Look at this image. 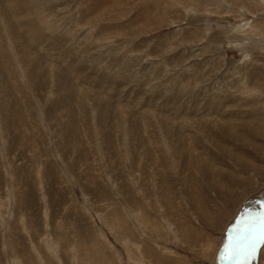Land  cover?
<instances>
[{
  "label": "rangeland",
  "instance_id": "1",
  "mask_svg": "<svg viewBox=\"0 0 264 264\" xmlns=\"http://www.w3.org/2000/svg\"><path fill=\"white\" fill-rule=\"evenodd\" d=\"M262 213L264 0H0V264H223Z\"/></svg>",
  "mask_w": 264,
  "mask_h": 264
},
{
  "label": "snow or ice",
  "instance_id": "2",
  "mask_svg": "<svg viewBox=\"0 0 264 264\" xmlns=\"http://www.w3.org/2000/svg\"><path fill=\"white\" fill-rule=\"evenodd\" d=\"M261 244H264V213L255 220L244 219L232 230L221 250L223 264H251Z\"/></svg>",
  "mask_w": 264,
  "mask_h": 264
},
{
  "label": "bare ground",
  "instance_id": "3",
  "mask_svg": "<svg viewBox=\"0 0 264 264\" xmlns=\"http://www.w3.org/2000/svg\"><path fill=\"white\" fill-rule=\"evenodd\" d=\"M252 36H253V35H252ZM255 200H256V199H255ZM246 207H247V206H246ZM246 207H245L244 209L248 210ZM242 209H243V208H242ZM160 254H161V253H160ZM218 254H219V253H218ZM149 255H151L150 258H154V257H155V258L157 259V257H156L155 255H154V257L152 256L153 254H152L151 252H149ZM219 255H220V254H219ZM138 256H139V259L137 258V259H138L137 262H138L139 264H152V263H153V262H151V261H147L146 259H144V258H145L144 253H141V254L138 255ZM262 257H263V258H262L261 260H264V255H263ZM146 258H147V257H146ZM219 258L221 259V255H220ZM158 259H159V258H158ZM218 261H219V259H218ZM154 262H156L157 264H165V263H164L165 261H162V262H161V261L158 260V261H154ZM215 262L218 263L217 260H216ZM215 262H213V264H215ZM219 262H220V261H219ZM256 262H257V261H256V258H255V260L252 261L251 264H257ZM154 264H155V263H154Z\"/></svg>",
  "mask_w": 264,
  "mask_h": 264
},
{
  "label": "water",
  "instance_id": "4",
  "mask_svg": "<svg viewBox=\"0 0 264 264\" xmlns=\"http://www.w3.org/2000/svg\"><path fill=\"white\" fill-rule=\"evenodd\" d=\"M237 227V226H236ZM235 228V227H234ZM233 228V225H232V227L230 228V230L228 231V233H229V235H227V239H226V241L228 240V238H229V236H230V234L232 233V230L234 229Z\"/></svg>",
  "mask_w": 264,
  "mask_h": 264
}]
</instances>
